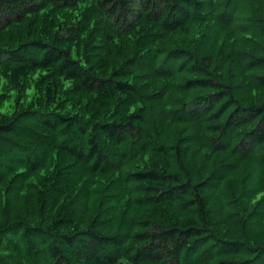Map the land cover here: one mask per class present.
I'll list each match as a JSON object with an SVG mask.
<instances>
[{"label": "trees", "instance_id": "trees-1", "mask_svg": "<svg viewBox=\"0 0 264 264\" xmlns=\"http://www.w3.org/2000/svg\"><path fill=\"white\" fill-rule=\"evenodd\" d=\"M0 264H264V0H0Z\"/></svg>", "mask_w": 264, "mask_h": 264}]
</instances>
